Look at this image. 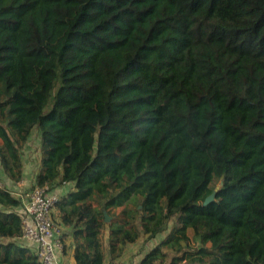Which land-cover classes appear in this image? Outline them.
Here are the masks:
<instances>
[{
	"label": "trees",
	"instance_id": "1",
	"mask_svg": "<svg viewBox=\"0 0 264 264\" xmlns=\"http://www.w3.org/2000/svg\"><path fill=\"white\" fill-rule=\"evenodd\" d=\"M33 130L75 264H264V0H0L12 183ZM23 212L0 182V264H41Z\"/></svg>",
	"mask_w": 264,
	"mask_h": 264
},
{
	"label": "built area",
	"instance_id": "2",
	"mask_svg": "<svg viewBox=\"0 0 264 264\" xmlns=\"http://www.w3.org/2000/svg\"><path fill=\"white\" fill-rule=\"evenodd\" d=\"M56 188L49 185L35 186L21 198L23 206V238L36 253L41 264H59L58 251L63 246L60 223L52 215L59 199ZM104 264H130L125 259L106 261Z\"/></svg>",
	"mask_w": 264,
	"mask_h": 264
},
{
	"label": "rangeland",
	"instance_id": "3",
	"mask_svg": "<svg viewBox=\"0 0 264 264\" xmlns=\"http://www.w3.org/2000/svg\"><path fill=\"white\" fill-rule=\"evenodd\" d=\"M39 140H38V132L36 130H33L29 136V139L26 141V143L23 145V147L21 148V155L23 158L24 163H29L30 161H34L35 163L38 162V158H39ZM33 176V175H31ZM34 177V176H33ZM33 179L29 178L28 182L25 186H19L17 189V193L20 195H23L24 193H26L27 191H29L30 189L34 188V181H32ZM67 188L64 189H58L57 188V192L60 195L62 192H65ZM96 202L94 201V204ZM120 207L112 209L110 211V214H108L106 211H104V214H106L108 216V220L110 221L112 220V216L113 213L118 214L120 211ZM53 217L56 216V210L55 208H53V212H52ZM56 220V218H55ZM57 221V220H56ZM62 231L63 230V226L60 224ZM107 236H108V231H107V227L103 230V232L101 233V241L103 243V246L107 247ZM160 234L156 236V238H153L152 240H143L144 237L140 238L139 240H137L135 243L132 244H127L125 249H124V253L122 254V256L120 258L117 259H125L128 260L130 264H136L137 259L139 258V255L143 252V251H147L150 246L154 243H156L158 241V239L160 238Z\"/></svg>",
	"mask_w": 264,
	"mask_h": 264
},
{
	"label": "crops",
	"instance_id": "4",
	"mask_svg": "<svg viewBox=\"0 0 264 264\" xmlns=\"http://www.w3.org/2000/svg\"><path fill=\"white\" fill-rule=\"evenodd\" d=\"M39 159V158H38ZM39 170V160L37 163H35L34 161H30L29 163H26V171L24 172L23 178L20 180V182L18 184L12 183L10 181L7 180L5 174L1 171L0 169V182L3 183L4 185H6L11 192L20 197L22 195L17 193V189L19 186H25L28 182V179L31 178L33 179L32 181H34V177L35 174L38 172ZM33 175V176H31ZM58 189H64L67 188L65 192H67L68 190L71 189V184H66L60 187H56V190ZM58 191V190H57ZM65 192H62L61 194H64ZM60 194V195H61ZM56 218L57 220V214L54 217V219ZM58 221V220H57ZM64 232H66L67 234L64 236V238L62 237L63 243H65L67 246L71 245L73 242L72 236L70 234V231L68 228H63ZM63 233V231H62ZM145 251H143L139 257L144 253ZM58 260H59V264H75L73 257H72V250L71 248H67L64 251H62L61 249L58 251ZM138 260V259H137ZM106 262V261H105Z\"/></svg>",
	"mask_w": 264,
	"mask_h": 264
},
{
	"label": "water",
	"instance_id": "5",
	"mask_svg": "<svg viewBox=\"0 0 264 264\" xmlns=\"http://www.w3.org/2000/svg\"><path fill=\"white\" fill-rule=\"evenodd\" d=\"M214 191L210 194V195H208L206 198H205V200H204V203L203 204H207V203H209L210 201H212L213 199H214ZM108 220V216L106 215V214H104V221H107Z\"/></svg>",
	"mask_w": 264,
	"mask_h": 264
}]
</instances>
